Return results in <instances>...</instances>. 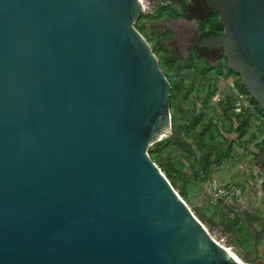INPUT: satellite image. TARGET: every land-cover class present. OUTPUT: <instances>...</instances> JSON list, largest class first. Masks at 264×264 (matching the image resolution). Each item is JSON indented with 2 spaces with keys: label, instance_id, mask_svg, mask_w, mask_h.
Segmentation results:
<instances>
[{
  "label": "water",
  "instance_id": "water-1",
  "mask_svg": "<svg viewBox=\"0 0 264 264\" xmlns=\"http://www.w3.org/2000/svg\"><path fill=\"white\" fill-rule=\"evenodd\" d=\"M190 2L195 30L219 14L201 47L264 112V0ZM141 14L139 0H0V264H249L151 158L171 136L201 152L172 131Z\"/></svg>",
  "mask_w": 264,
  "mask_h": 264
},
{
  "label": "flooded vegetation",
  "instance_id": "flooded-vegetation-1",
  "mask_svg": "<svg viewBox=\"0 0 264 264\" xmlns=\"http://www.w3.org/2000/svg\"><path fill=\"white\" fill-rule=\"evenodd\" d=\"M190 4H191L190 0H172V4L168 9L167 14L160 17L161 19L165 18L164 20H167L168 22L170 21V24H169L170 28L165 31L161 30L155 33L159 35L167 33L166 36L161 38V40L164 39L165 42H167L166 44L163 41V45L170 50L171 54H173L175 58L179 60L180 65H184L188 63L191 64V67H189L188 70H185V76H186L185 83L188 78L187 77L188 73L196 74L202 78L201 80L202 82H198L197 84L195 83L194 79H192L191 84H189L191 88H187L188 86L185 85V89L183 90L182 93L175 92V94H173L174 97L172 98L171 96V118H172L173 133H175L174 131L179 129V126L182 123H184V121L183 122L178 121L179 123H177V126H175L174 124V121H177L176 119L179 118V114H180V110H178L179 112L175 109H174L175 112L172 111V106L174 105L175 107V101L176 100L178 101V99L183 96L186 102H189L190 110L187 111L184 118L187 117V119H189L190 114H192L194 110L202 111L205 114L206 113L208 114V110L211 108L210 97L211 95L213 96L216 92V89H215L216 86L214 85V83L217 81V79H220V78L229 79L231 77L230 83H231V92H232V94L227 95L222 101L223 103H225L223 104L222 109L226 106V103H228V101L230 102L231 107H233L237 105L238 100H243L244 107H243L242 113H245L247 111L251 112L253 114L252 116V119H253V117L255 116V111H256V106L253 102L254 99L250 97L248 90L243 85L240 74L236 73L228 66L227 59L223 53H220L218 50H214V51L207 50L201 47V45H204L203 41L208 39L212 35H222L223 34V31H224L223 29L215 31L216 34L211 33V32L209 33V31H211V28H212L211 25L213 24V21L215 20L217 15H218V21H219V14L216 11L213 13H210L207 17L199 21L198 28L195 30L194 28H191V25L189 23L187 24L183 20L186 18L187 14L197 13L198 15H202L205 13V11H201V12L190 11ZM170 19L174 21H171ZM175 21H178V22H175ZM168 32L170 33V35L168 34ZM196 62H198V64H196ZM163 71L173 80H176L175 70L172 67L171 68L165 67ZM169 81L172 85L171 80ZM195 86H197V88L192 90ZM204 88H206L208 91H206V93L203 94L202 97L199 98L198 93L202 91ZM171 93H172V89H171ZM206 99L208 100L209 107L205 106L204 101ZM219 108L221 109V105L219 106ZM234 111L236 112V109H234ZM226 120L229 122L228 127L235 131L236 128L234 127V124L232 123L233 121L229 119H226ZM251 121H250V124H251ZM189 123L190 121L188 122V124ZM218 128L220 129L221 132H224L222 131V128L220 126ZM182 131L186 133V131L184 130H180L179 132H182Z\"/></svg>",
  "mask_w": 264,
  "mask_h": 264
},
{
  "label": "rangeland",
  "instance_id": "rangeland-1",
  "mask_svg": "<svg viewBox=\"0 0 264 264\" xmlns=\"http://www.w3.org/2000/svg\"><path fill=\"white\" fill-rule=\"evenodd\" d=\"M163 19H157L152 21H145L142 17L137 22L136 27L143 33V35L146 37V39L149 41V43L152 45V47L155 49L156 53L158 55H162L160 52V48L156 46V38L157 36H160L159 34H155L159 31H161V25ZM158 22V23H157ZM165 42L164 39H162L160 42ZM167 44V42H165ZM163 62V61H162ZM161 63V67L163 68V63ZM198 64V62H196ZM186 85L187 88H191L189 84H191V80L194 79L195 83L202 82V78L199 77L196 74L188 73L187 76ZM235 77V76H234ZM231 77L229 79L227 78H220L217 79V81L214 83L216 86V92L215 94L210 97V103L211 108L208 110V116L209 119L210 116H212L213 121L215 124L220 126L222 128V131H225V127L228 128L229 122L224 119V122H222L224 115L222 114V110L219 108L220 102L224 100V98L232 94L231 92V83H230ZM193 84V83H192ZM197 88L195 86L192 90ZM208 91L206 88H204L202 91L198 93L199 98L202 97L203 94ZM194 93V92H193ZM195 94V93H194ZM236 94V93H235ZM191 98V96H190ZM182 97L178 99V101H175V107L172 106V111L180 110L179 118L176 116V120L174 121L175 126H177V123L183 122L188 123L190 119L184 118L187 111L190 110V104L189 102H186V100ZM242 99V98H241ZM243 100H238L237 105L235 106L236 112H242L243 111ZM201 106V104H200ZM179 112V111H178ZM190 113V112H188ZM179 121V122H178ZM225 129V130H224ZM249 131H258L257 126L252 122L250 124V130ZM219 134V133H218ZM220 135V134H219ZM217 135V139L223 140V136ZM222 135V133H221ZM229 144V143H227ZM242 145V144H241ZM238 142H236V145L233 146V160H226L224 164L226 165H232L234 170L231 173V175L228 177V179H232L233 182H238L246 186V191H248V183H247V174L244 172L245 169H247V166H240V164L244 161H249V155L245 153V149L241 147ZM246 147V146H245ZM157 148V145L151 146L150 149ZM165 158L163 163H167L168 161H171L174 164V167L181 171L184 182H185V188L188 195V205L190 206L191 210L196 209L201 213V219L200 221L206 226V228L213 234L217 235L219 231H222L225 233L226 237L228 236L229 232L225 230V224L227 222H232V219L229 218V214L225 212L224 207L221 205L222 199L213 197L211 194H208L205 190V183L204 179H199L198 177L194 176V172L196 173L198 170L197 165H193L192 161L194 160L193 157L189 156L185 152H183L178 147H171L165 152ZM198 157L201 158V154L198 153ZM193 166L195 169H193ZM196 166V167H195ZM178 175V174H176ZM177 177V176H176ZM178 178V177H177ZM180 181V180H179ZM181 182V181H180ZM178 192V190H176ZM245 191V196L247 195V192ZM211 195V196H210ZM220 200V203L218 202ZM231 204V203H230ZM193 211V210H192ZM194 212V211H193ZM195 214V212H194ZM196 215V214H195ZM198 217V216H197ZM230 234L226 238L227 243L230 244ZM234 248L235 256L240 260H244L245 257H248V253L253 254L256 253V248H252L250 246H232ZM250 264H264V255L254 257L253 260L250 262Z\"/></svg>",
  "mask_w": 264,
  "mask_h": 264
},
{
  "label": "crops",
  "instance_id": "crops-1",
  "mask_svg": "<svg viewBox=\"0 0 264 264\" xmlns=\"http://www.w3.org/2000/svg\"><path fill=\"white\" fill-rule=\"evenodd\" d=\"M169 24L170 21H162V31L169 29ZM161 44L163 45V42ZM224 119L227 118L224 116L222 122H224ZM252 122L257 126L258 131H249V124L248 132L243 136L239 134L237 129L230 131L231 128L225 127L226 130L224 129L222 136L225 149L232 146L230 157L214 163L210 167L208 177H204L205 190L213 197H217L214 191L218 186L229 182L242 186L245 194L246 186L228 179L234 170L233 166L224 164L226 160H233V146L236 145V142L242 144L241 147L249 155V161L240 164V166H247V169L244 170L248 176L249 190L246 191L247 195L243 194L241 198L233 202L227 201L223 197L217 198L222 199L223 203L221 205L224 207L225 212L229 214V218L232 219L233 230L229 232L230 244L232 246L256 248V253H248V257H245L244 260L240 259L249 264L254 257L264 255V116L256 110ZM237 127L238 125H235V128ZM218 202L220 203V200Z\"/></svg>",
  "mask_w": 264,
  "mask_h": 264
},
{
  "label": "trees",
  "instance_id": "trees-1",
  "mask_svg": "<svg viewBox=\"0 0 264 264\" xmlns=\"http://www.w3.org/2000/svg\"><path fill=\"white\" fill-rule=\"evenodd\" d=\"M211 27L212 28L211 31H209V33L211 32L214 34H216L215 31L223 29V26L218 21V15L213 21ZM168 34L170 35L169 32ZM166 35L167 33L157 36L156 38V46L160 48V52L162 55H158L155 49L154 48L153 49L156 55L159 57L160 62L163 61L162 63L164 69L165 67H169V68L172 67L175 70L176 80H173L165 73L168 79L171 80L172 82L173 88H172L171 96L173 98L174 97L173 94H175V92L182 93L183 90L185 89V85H186L185 70H188L189 67H191V64L188 63V64L180 65L179 60L175 58L173 54H171L170 50L161 44L160 42L161 38ZM253 102L256 106V110L258 111V113L264 116V112L258 107V103L255 100ZM204 103L206 107H209L207 99L204 101ZM220 103L222 109L223 104L225 103L223 102ZM234 109L235 106L231 107V104L228 101V103H226V106L222 109V112L227 119L233 121L232 123L234 124V127L235 125H238L236 129L238 130L239 134L243 136L248 132L249 124L253 114L249 111L245 113L235 112ZM207 116H208L207 113L205 114L202 111L194 110L192 114H190L189 116L190 123L189 124L182 123L179 126V129L174 131L175 133H178L180 130L186 131V136L194 140L195 144L198 147V150L201 152L202 155L201 158L197 157V155L191 150L189 146L179 142L173 136L155 143L154 145H157V148L149 149V153L153 161L160 167L162 172L172 183L175 190H178L180 196L184 198V200L187 203H188V195L185 188V182L182 173L180 170L174 167V164L171 161H168L165 164L163 163L165 158L164 154L169 148L173 146L180 148L183 152L194 158L192 164L198 166V170H195L197 172L196 173L194 172V176L198 177L199 179H204V177L207 178L210 167L216 162H220L223 161L224 159H228L230 157V153L232 152V146H229L227 149H225L224 147L225 143L223 142V140L217 139V135L220 134L219 136H222L221 135L222 132L218 128L217 124L214 123L213 118L209 117L208 119ZM231 130L232 129H230V131ZM193 169H195L194 166ZM192 210L195 212L196 216H198V218L201 219V213L196 209L195 210L192 209ZM225 230L228 232H232L233 230L232 222H227L225 224Z\"/></svg>",
  "mask_w": 264,
  "mask_h": 264
},
{
  "label": "built area",
  "instance_id": "built-area-1",
  "mask_svg": "<svg viewBox=\"0 0 264 264\" xmlns=\"http://www.w3.org/2000/svg\"><path fill=\"white\" fill-rule=\"evenodd\" d=\"M142 6V14L141 17L145 21H152L155 19H159L160 17L167 14L169 7L172 4V0H139ZM215 195L217 197H223L225 200L233 202L242 197L244 194V189L242 186L236 185L234 183H226L218 186L215 191ZM210 232V231H209ZM212 237L221 245H228L226 235L224 232L219 231L217 235H213Z\"/></svg>",
  "mask_w": 264,
  "mask_h": 264
},
{
  "label": "bare ground",
  "instance_id": "bare-ground-1",
  "mask_svg": "<svg viewBox=\"0 0 264 264\" xmlns=\"http://www.w3.org/2000/svg\"><path fill=\"white\" fill-rule=\"evenodd\" d=\"M234 256H235V254H234ZM236 257V256H235ZM237 258V257H236ZM238 259V258H237ZM239 260V259H238ZM241 261V260H240ZM242 262H244V261H242Z\"/></svg>",
  "mask_w": 264,
  "mask_h": 264
}]
</instances>
